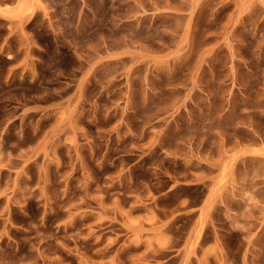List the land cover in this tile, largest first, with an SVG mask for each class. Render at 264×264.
Here are the masks:
<instances>
[{
    "label": "rangeland",
    "instance_id": "obj_1",
    "mask_svg": "<svg viewBox=\"0 0 264 264\" xmlns=\"http://www.w3.org/2000/svg\"><path fill=\"white\" fill-rule=\"evenodd\" d=\"M0 264H264V0H0Z\"/></svg>",
    "mask_w": 264,
    "mask_h": 264
}]
</instances>
